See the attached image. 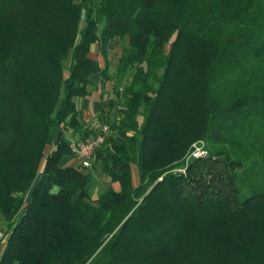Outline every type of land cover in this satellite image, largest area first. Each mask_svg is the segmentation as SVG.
<instances>
[{"label":"trees","instance_id":"1","mask_svg":"<svg viewBox=\"0 0 264 264\" xmlns=\"http://www.w3.org/2000/svg\"><path fill=\"white\" fill-rule=\"evenodd\" d=\"M114 39L90 199L65 132ZM0 216V264H264V0H0Z\"/></svg>","mask_w":264,"mask_h":264},{"label":"crops","instance_id":"2","mask_svg":"<svg viewBox=\"0 0 264 264\" xmlns=\"http://www.w3.org/2000/svg\"><path fill=\"white\" fill-rule=\"evenodd\" d=\"M119 41H120L119 39H114L107 45L106 56L105 55L103 56L99 52L103 65H101V62H99V58H95V60L99 63V66L107 70L108 79H104L100 74L91 75L89 77L91 84L87 86V92L90 93L89 96L85 98L75 99L76 102L75 108H77L78 119L80 124L84 128H91L93 130L94 128H96V126H98L95 125L96 117L97 115L101 114V111L103 110V107H101L103 106L102 102L105 101V99L107 98L106 95L103 94L102 90L100 89L102 80L104 82L103 85H106L109 81L114 82L121 80L122 89L130 82V74H128L123 80L118 79L116 77V74L114 73L116 65L110 66V56L112 57L114 55L117 45L120 44ZM92 48L91 51L93 50ZM69 132H70L69 133L70 135H68L70 136L69 139L79 138V135L77 134L73 135L71 130H69ZM64 163L65 165H70L74 162L71 158H66ZM4 232H5L4 225L0 226V255L2 254V251L4 250L5 247V240L2 239Z\"/></svg>","mask_w":264,"mask_h":264},{"label":"rangeland","instance_id":"3","mask_svg":"<svg viewBox=\"0 0 264 264\" xmlns=\"http://www.w3.org/2000/svg\"><path fill=\"white\" fill-rule=\"evenodd\" d=\"M96 2L99 0H95ZM120 44L117 45L114 55L111 57L110 56V66H115L118 57L120 56L121 50L124 48L125 42L123 40L119 41ZM93 50L90 53V57L95 59V58H99V62H101V65H103L102 63V59L99 55V51L98 48L96 46H93L92 48ZM103 80L101 82V90L102 93L106 95V99L105 101L102 102L103 106V110L101 111V114L97 115L96 117V121H95V125H108L109 128L111 129L110 133L112 134V130L113 127L115 125V121L117 122L118 119H120L119 114H118V106L121 104V101L119 99H117V92L122 90L121 86H122V81L118 80V81H114L111 82L109 81L106 85H103ZM99 88V87H98ZM121 88V89H120ZM111 102V104H114L112 107L109 106V103ZM106 119V121H105ZM92 127V126H91ZM93 128V127H92ZM70 132L67 131L65 132V136L67 138L68 141L70 140H78L79 138L76 139H69ZM202 142V143H201ZM203 144L205 146V143L203 141H197V143H193L191 145V147L189 148V150L187 151L186 155L183 158V161L186 163L188 162V155L192 149V146L194 144ZM48 151L49 147L46 148ZM76 165V163H72L70 165ZM78 165V164H77ZM88 169H90L92 171V175H93V184L90 190V199H95L97 197L98 191L101 190V188L105 187V183L102 180V178L100 177V173H99V168L97 167V165L94 163V161H92L91 166L88 167ZM174 172H182L184 173V166L174 170ZM132 173H133V183L137 184V170L135 168L132 169ZM114 187L117 189V185L114 184ZM0 226H3L2 224V220H1V216H0Z\"/></svg>","mask_w":264,"mask_h":264},{"label":"built area","instance_id":"4","mask_svg":"<svg viewBox=\"0 0 264 264\" xmlns=\"http://www.w3.org/2000/svg\"><path fill=\"white\" fill-rule=\"evenodd\" d=\"M108 125H98L94 128V133L85 139L70 140L69 148L71 159L80 167L88 168L94 159L95 151L103 145L106 137L111 134ZM202 143V142H201ZM200 143V144H201ZM207 156V151L203 144H194L188 155V161L201 159Z\"/></svg>","mask_w":264,"mask_h":264}]
</instances>
